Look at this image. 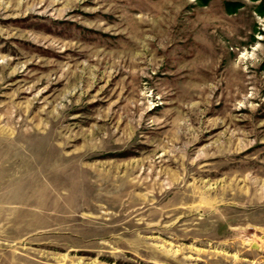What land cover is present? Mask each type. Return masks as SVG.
Wrapping results in <instances>:
<instances>
[{"label": "rangeland", "instance_id": "rangeland-1", "mask_svg": "<svg viewBox=\"0 0 264 264\" xmlns=\"http://www.w3.org/2000/svg\"><path fill=\"white\" fill-rule=\"evenodd\" d=\"M0 264H264V0H0Z\"/></svg>", "mask_w": 264, "mask_h": 264}]
</instances>
